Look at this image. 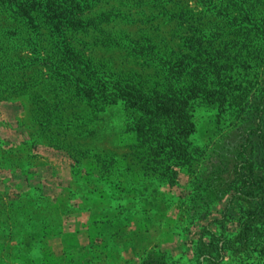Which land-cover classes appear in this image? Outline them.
I'll return each instance as SVG.
<instances>
[{
	"label": "rangeland",
	"instance_id": "374dc122",
	"mask_svg": "<svg viewBox=\"0 0 264 264\" xmlns=\"http://www.w3.org/2000/svg\"><path fill=\"white\" fill-rule=\"evenodd\" d=\"M157 1L159 3L152 0H88V8L83 15L118 10V17H121L115 18L114 15L102 21L100 26L128 32L131 36L125 43L137 41L145 45L147 43L143 42L147 39L152 40L153 46L149 54L131 61L122 50L110 45L116 43L109 39L113 34L103 31L102 37L108 36V39L100 38L93 42L88 39L85 42L80 41L78 35L85 28L72 34L69 32L72 43H82L79 47H85V60L92 61L96 69L94 77L112 81L109 79L111 73L118 78L128 75L133 81L142 82L147 89L145 92L151 95L155 90L164 91L170 80L181 82V86H184L183 82L189 83L191 79L190 71L204 66L205 62H212L218 67L227 66L228 71L222 76L232 94L236 90L240 92L242 87H246L249 93L258 89L257 83L264 81L262 41L240 45L243 31L226 25L221 30H215L216 37L208 33L210 38L201 41L202 58L191 57L195 45L189 37L196 34L192 30L199 27L200 21L203 23L204 17L200 0ZM4 15L5 12L0 10V35L7 27L4 23L8 19ZM210 17L211 21H215L214 16ZM51 33L43 25L39 32L27 31V35L33 36L31 45L30 42L14 43L18 56L30 57L28 63L11 67L6 72L0 63V95L10 96L9 100L4 101L0 97V264H57L56 260L60 258L65 261L63 249L59 248L60 241L54 238H65L71 245L73 228L87 223L85 217L89 215L88 210L104 207V189H109L104 182L106 174H102L103 170L100 172L98 166L102 162L109 163V158L114 163L117 161L116 165L122 160L125 162L122 174L126 177L127 185L113 188L117 190L116 193L125 189L121 193V202L130 201L132 196H129L131 192L127 186L138 179L134 187L143 190L138 198L150 200L159 211L151 210L147 215L151 217L149 220H154V225L151 226L149 220L139 224L140 239L129 235L126 228L121 237L119 234L115 237L103 236L104 243L100 240L103 246L94 254L93 264H140L150 251L157 253L158 260L165 264H207L199 262L194 244L202 226L219 216L227 197L207 209L206 220L195 221L190 226L188 217L192 215L191 207L194 206L192 182L201 169V162L193 163L189 171L182 167L183 172L170 180H167L169 176L156 173L160 158H155L153 161L157 164H154L145 146L152 136L143 134L138 138L139 134H136V123L141 118L139 112L121 107L119 103L96 112L85 100L68 97L53 80L47 66L46 70L39 66L40 61L47 63L50 60L47 57L51 52V43H61V39L55 35L52 39ZM26 44L31 47L36 45L33 48H36L38 55L33 56L27 50L21 52L20 49ZM239 46H243L241 52ZM166 57L182 60L163 65L161 61ZM182 66L189 72L181 79H175L174 70ZM6 75L12 82L11 90L6 88ZM210 80L208 77L207 81ZM211 87L214 89L217 86ZM190 114L194 131L188 137V149H206L208 146L211 150L215 147V156H226L225 142L234 138L241 128L237 124L232 126L235 119L226 113L217 115L215 108L196 102L190 107ZM143 163L150 165L146 172L140 169ZM111 173L114 174V170ZM46 175L54 182L56 179L66 183L63 188L61 186L62 190L56 191L55 196L43 193L41 185L42 180L46 181ZM114 175L116 177V172ZM115 177L112 179L116 183ZM168 181L175 184L167 185ZM67 192L76 193L79 199L75 200ZM116 205L112 203V207ZM129 211L125 213L128 214L127 222H133L134 217L139 219L140 214L135 209ZM132 222L129 229H133ZM209 228L216 234L222 232L217 224ZM236 228L235 223H229L223 232L231 234L236 232ZM46 243L52 252L48 260L43 255ZM79 259L77 264H87L82 261L83 258ZM221 264H258V258L256 254L246 256L237 253L225 258Z\"/></svg>",
	"mask_w": 264,
	"mask_h": 264
},
{
	"label": "trees",
	"instance_id": "16d2710c",
	"mask_svg": "<svg viewBox=\"0 0 264 264\" xmlns=\"http://www.w3.org/2000/svg\"><path fill=\"white\" fill-rule=\"evenodd\" d=\"M87 2L88 0H0V10L5 12L4 17L8 19L7 23H4L7 27L0 35V63L3 65V71L28 63L30 57L27 59L28 56H18L17 45L14 43L30 42L31 45L33 36L27 35V31L39 32L43 25L47 26L52 31L51 38L53 39L55 35L61 39V43H51V52L47 57L50 60L47 63L40 61L39 66L44 70L47 66L53 80L61 86L68 97L75 96L85 100L95 108L96 112H101L105 107L117 103L121 107L125 106L139 112L141 118L136 123L138 124L136 134H139L138 138L143 134L152 136L145 145L146 151L152 161L160 158L156 173L164 177L169 176L167 180L172 177L177 178L175 176L183 172L182 167L189 171L194 166L193 163L201 162V169L193 178L195 181L192 182L194 206L191 207L192 215L188 217L190 226H193L195 221L206 220L207 209L215 202L227 197L219 216L200 229V235L194 244L199 262L221 264L225 258L243 253L246 256L256 254L258 264H264V81L257 83L258 89L251 93L246 91V87H242L240 92L236 90L232 94L222 76L228 71L227 66L218 67L212 62H205L204 66L190 71L191 79L189 83L183 82L184 86H181V82L170 80L164 91L155 90L151 95L145 92L147 89L142 82L133 81L128 75L118 78L115 73H111L109 79L112 81L94 77L96 69L92 61L85 60L87 58L84 55L85 47H79L82 43H72L71 38L68 37L69 32L75 33L80 28H85L78 32L80 41L85 42L88 39L90 42L100 38L108 39V36L102 37L103 31L113 34L114 36L109 39H113L111 42L116 43H110V45L122 50L131 61L137 60L138 56L140 58L143 54H149L153 46L152 40L147 39H144L143 43H147L145 45L137 41L125 43L131 36L128 32L120 28L118 31H113L111 27L106 29L100 26L102 21L111 19L114 15L115 18L121 17H118L119 11L110 10V12L101 11L97 14L83 15L84 10L88 8ZM200 5L204 16L203 23L200 21L199 27L192 30L196 34L189 37L195 45V52L191 57L202 58L203 43L201 41L210 38L211 35L208 36V33H213L212 36L216 37V31L226 25L236 31H243V41L240 45L256 44L259 41L264 44V0H200ZM210 16H214L215 21H211ZM25 29L27 30L24 31ZM35 46L26 44L20 50L21 52L27 50L32 52L31 55L37 56L38 52L36 48H33ZM241 47L243 46L238 47L240 52ZM181 60H171L170 57H166V60L161 62L166 65V63H178ZM188 72L182 66L174 70L173 75L175 79H181ZM208 77L210 81H207ZM6 78V88L11 90L12 82L7 75ZM153 84L158 86L156 83ZM215 85L217 87L212 89L211 86ZM0 97L4 101L9 100L10 96L0 95ZM195 102L215 108L218 111L217 115L229 114L232 119H235V122L231 123L232 126L241 127L234 134V138L225 142L226 156H215V147L211 150L208 146L206 149H188L190 143L188 137L194 131L190 107ZM218 123L217 120L216 124ZM108 160L109 163L102 162L98 166L99 171L103 170L102 174H106L104 182L109 189L108 191L104 189L105 205L100 210L94 207L89 209L88 221L82 225L91 239L89 245L80 247L76 240V231H74L71 236V245L63 238L62 256L65 257V261L60 258L56 260L57 264H62L63 261L67 264H77L79 258H83L82 261L87 264H93L94 254L103 246L100 243V240L104 243L103 236L115 237L119 234L121 237L126 228L129 235L140 239L139 224H142L143 220L151 219L147 216L151 210L156 213L159 211V208L152 205L150 200L138 198L139 195L142 196L141 191L143 192L137 186L134 187L138 179L127 186L131 192L129 196H132L130 201L121 202L123 199L121 193L125 192V189L122 187L123 189L116 193L117 190L113 188L127 183L125 175L122 174L125 162L122 160L117 164L122 167L119 169L120 167L115 164L117 161L114 163L112 158ZM148 168H150L148 163H143L140 167L145 172ZM111 170H114V174L116 172V177ZM150 170L154 171V169ZM114 177L116 183L112 179ZM172 184L175 183L167 182V185ZM94 190L98 193L96 189ZM67 194L75 200L79 199L76 193L67 192ZM113 202L117 203L115 207H112ZM130 209H135L136 213L140 214L139 219L134 217L133 222H127L128 214L125 213H129ZM131 222L134 225L133 229H129ZM229 223L237 225L236 232L225 234ZM149 224L154 225V220H149ZM212 224L219 225L222 232L216 234L211 231L209 227ZM142 231L146 234L145 230ZM204 236L209 238L204 239ZM51 253L46 243L43 246L44 259L48 260ZM157 255L154 251H150L140 264H165L158 260ZM42 261L46 262L43 259Z\"/></svg>",
	"mask_w": 264,
	"mask_h": 264
},
{
	"label": "crops",
	"instance_id": "0c3cea01",
	"mask_svg": "<svg viewBox=\"0 0 264 264\" xmlns=\"http://www.w3.org/2000/svg\"><path fill=\"white\" fill-rule=\"evenodd\" d=\"M63 182H65V181L56 180V179L54 182L50 176L46 175V181L42 180V185H41L43 193H45L48 196H55L54 194H56V191H58L60 189L62 190V188L66 184ZM61 186H62V188H61ZM52 189H53V192H51ZM85 218H87V217H85ZM85 221H83V222H85ZM77 226H78L77 228L74 227L73 229L76 231L75 236H76V240H78V243H79L78 245L80 247H82V246L86 247L87 245H89V242L91 239L88 237V234H87L85 228H82L81 225L80 226L77 225ZM55 239H59V241H60L59 242V244H60L59 248L63 249L64 244H63L62 240L60 238H54V240ZM154 244H156V243H154Z\"/></svg>",
	"mask_w": 264,
	"mask_h": 264
}]
</instances>
